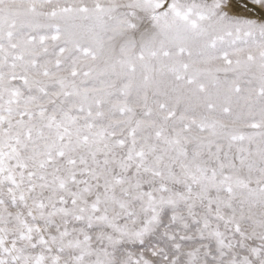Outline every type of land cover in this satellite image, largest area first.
Wrapping results in <instances>:
<instances>
[{
    "label": "snow or ice",
    "instance_id": "obj_1",
    "mask_svg": "<svg viewBox=\"0 0 264 264\" xmlns=\"http://www.w3.org/2000/svg\"><path fill=\"white\" fill-rule=\"evenodd\" d=\"M0 264H264V0H0Z\"/></svg>",
    "mask_w": 264,
    "mask_h": 264
}]
</instances>
